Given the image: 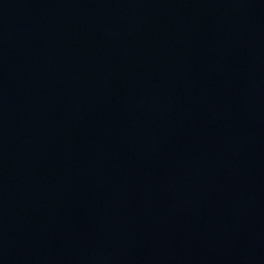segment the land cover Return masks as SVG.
<instances>
[{"label":"water","instance_id":"1","mask_svg":"<svg viewBox=\"0 0 264 264\" xmlns=\"http://www.w3.org/2000/svg\"><path fill=\"white\" fill-rule=\"evenodd\" d=\"M0 264H264V0H0Z\"/></svg>","mask_w":264,"mask_h":264}]
</instances>
